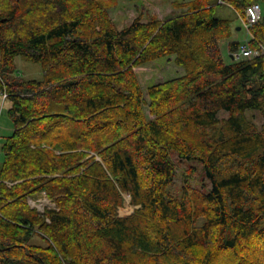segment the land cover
<instances>
[{"label":"trees","instance_id":"16d2710c","mask_svg":"<svg viewBox=\"0 0 264 264\" xmlns=\"http://www.w3.org/2000/svg\"><path fill=\"white\" fill-rule=\"evenodd\" d=\"M255 1L193 0L117 29L104 0H0L13 128L1 146L0 264H264V121L246 117L264 120V54L234 60L243 44L215 16ZM249 35L264 46V13ZM17 56L42 79L14 76ZM170 56L183 75L146 100L135 68ZM173 154L201 166L209 189L172 196ZM41 194L54 205L43 213L28 203ZM124 194L134 210L120 217Z\"/></svg>","mask_w":264,"mask_h":264},{"label":"rangeland","instance_id":"374dc122","mask_svg":"<svg viewBox=\"0 0 264 264\" xmlns=\"http://www.w3.org/2000/svg\"><path fill=\"white\" fill-rule=\"evenodd\" d=\"M104 1L110 4L107 13L110 19L112 20V23L117 29H122L129 26L130 23L138 16L142 17L143 22H146L147 18L150 16L163 21L168 17L178 15L184 12L186 10V7L176 8V4L188 3L193 0ZM259 4L263 15L264 0H259ZM215 16L218 18L230 20L233 30L236 32V35L233 36V39H238L243 45L247 43L250 35L244 28L241 27L240 21L242 18L240 19V17H243V14L236 12L235 10L227 6H223L217 8ZM238 27L240 28L239 30H237ZM225 43L221 45L224 56L226 55ZM263 54L264 53H261L260 56H262ZM173 58V56L160 58L155 61L144 64L143 66L135 68L134 71L136 73L137 79L139 81V84L142 88L146 100V91L149 86L165 82L183 75L184 72L182 68H179L174 64ZM14 64L16 67V72L14 73V76H17L24 80H41L43 77L42 67L38 63H32L24 60L21 56H17L14 59ZM9 107L10 103L7 101V99H3L2 95H0V165L3 160L1 146L4 142L5 137L9 136L13 130L12 123L7 112ZM144 110L146 114H148L147 107H145ZM218 116L219 118H223L226 117L227 114L221 111L219 112ZM246 117L252 124L256 126L257 129H260L264 121L260 114H258L256 111H248L246 113ZM171 158L176 167V176L174 179V184L169 188V192L172 196L180 197L183 191L187 188V186H190L191 188H196L198 190L209 189V183L203 176L201 166L196 163L179 160L177 159L175 154H173ZM123 198V207L118 210V215L120 217L128 216L134 210V208L130 205L129 196L127 194H124ZM28 203L31 208H35L40 213H43L44 209L46 208L54 207V205L45 197L44 194H41L34 199H29ZM34 242L35 244L43 245V242L37 238L34 239Z\"/></svg>","mask_w":264,"mask_h":264},{"label":"built area","instance_id":"2783aa9c","mask_svg":"<svg viewBox=\"0 0 264 264\" xmlns=\"http://www.w3.org/2000/svg\"><path fill=\"white\" fill-rule=\"evenodd\" d=\"M243 15V17H240V19L242 18L240 21L241 27L249 33V29L261 20L262 12L259 1H255L248 5L244 10ZM261 53H264L263 46H260L257 49H252L246 44H244L241 45L239 49L232 54V57L234 58V60H247L253 57L260 56ZM2 96L3 99H7V95L5 93H3Z\"/></svg>","mask_w":264,"mask_h":264},{"label":"water","instance_id":"95a60500","mask_svg":"<svg viewBox=\"0 0 264 264\" xmlns=\"http://www.w3.org/2000/svg\"><path fill=\"white\" fill-rule=\"evenodd\" d=\"M240 28L238 27L237 30H239ZM233 58V57H232ZM234 59V58H233Z\"/></svg>","mask_w":264,"mask_h":264},{"label":"bare ground","instance_id":"6f19581e","mask_svg":"<svg viewBox=\"0 0 264 264\" xmlns=\"http://www.w3.org/2000/svg\"><path fill=\"white\" fill-rule=\"evenodd\" d=\"M256 1H259V0H256Z\"/></svg>","mask_w":264,"mask_h":264}]
</instances>
